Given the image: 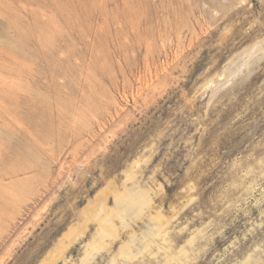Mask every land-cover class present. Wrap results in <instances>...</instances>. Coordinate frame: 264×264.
Here are the masks:
<instances>
[{
    "label": "rangeland",
    "instance_id": "rangeland-1",
    "mask_svg": "<svg viewBox=\"0 0 264 264\" xmlns=\"http://www.w3.org/2000/svg\"><path fill=\"white\" fill-rule=\"evenodd\" d=\"M0 264H264V0H0Z\"/></svg>",
    "mask_w": 264,
    "mask_h": 264
},
{
    "label": "bare ground",
    "instance_id": "bare-ground-1",
    "mask_svg": "<svg viewBox=\"0 0 264 264\" xmlns=\"http://www.w3.org/2000/svg\"><path fill=\"white\" fill-rule=\"evenodd\" d=\"M132 196L138 197V198H143V194L137 190L132 191ZM134 199H130V201H125V202H120L116 203V209L123 211L127 216L131 217L133 214L137 212L138 205L133 202ZM126 203V204H124Z\"/></svg>",
    "mask_w": 264,
    "mask_h": 264
}]
</instances>
